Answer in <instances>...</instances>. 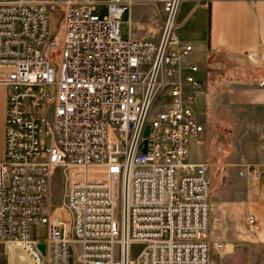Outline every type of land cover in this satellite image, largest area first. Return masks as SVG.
Masks as SVG:
<instances>
[{"label":"built area","instance_id":"obj_1","mask_svg":"<svg viewBox=\"0 0 264 264\" xmlns=\"http://www.w3.org/2000/svg\"><path fill=\"white\" fill-rule=\"evenodd\" d=\"M140 1L0 0L6 264H211L212 250L225 249L206 238L208 165L190 158L204 130V80L192 44L173 31L183 0H158L159 37H123L120 16ZM34 224L47 227L44 240ZM132 243L142 246L134 257Z\"/></svg>","mask_w":264,"mask_h":264},{"label":"crops","instance_id":"obj_2","mask_svg":"<svg viewBox=\"0 0 264 264\" xmlns=\"http://www.w3.org/2000/svg\"><path fill=\"white\" fill-rule=\"evenodd\" d=\"M176 30L178 38L192 44L190 59L204 80L196 98L204 130L200 141L192 143L190 158L208 162L198 148L204 138L228 137L232 143L227 167L225 162L206 163L222 172L220 179L208 173L213 189L206 238L232 250L214 262L264 264V0H211L208 5L183 0ZM6 96V87L0 85V159Z\"/></svg>","mask_w":264,"mask_h":264},{"label":"rangeland","instance_id":"obj_3","mask_svg":"<svg viewBox=\"0 0 264 264\" xmlns=\"http://www.w3.org/2000/svg\"><path fill=\"white\" fill-rule=\"evenodd\" d=\"M101 2L105 0H100ZM106 5H101V14L105 13ZM56 18V14L52 13L50 15V24L53 26L54 20ZM164 14L161 11V5L158 0H143L140 2H135L131 6L130 13L124 12L120 16V32L123 37H126L130 30L134 36H144V37H153L157 38L161 34L162 22H163ZM128 20H130V24H128ZM186 27V26H185ZM184 27V32L185 28ZM176 34H179L180 31H174ZM181 38V37H179ZM183 39V38H181ZM199 64V63H198ZM200 65V64H199ZM201 66V65H200ZM205 140L202 143L198 144V148L200 150V155L208 159L200 160L209 163L210 160H214L218 163L225 162L227 167V163H229L227 155L229 152L230 139L228 137L222 136H212L209 138H204ZM222 148V149H221ZM221 150L222 155L217 156L218 152ZM225 158V159H224ZM211 171L213 173V177L216 179H220L221 175V167H217L216 165L212 168L208 169V173ZM211 185V184H210ZM50 186V200L52 207L57 208L60 203L62 191H63V182L61 171L56 169L49 181ZM218 186V185H217ZM210 191H212L213 187L210 186ZM215 188V187H214ZM64 220L68 221L67 215L64 213ZM32 237L39 240H44L47 235V227L41 224H34L31 228ZM141 245L138 243H132L129 247V254L131 257H134L139 250L141 249ZM211 252V264H217L214 262L215 259H223L227 256L232 250L229 249H214ZM0 264H6V254L4 245L1 243L0 246ZM219 264H221L219 262Z\"/></svg>","mask_w":264,"mask_h":264},{"label":"water","instance_id":"obj_4","mask_svg":"<svg viewBox=\"0 0 264 264\" xmlns=\"http://www.w3.org/2000/svg\"><path fill=\"white\" fill-rule=\"evenodd\" d=\"M148 132H149V127H148V125H145L144 131H143V135L147 136ZM145 149H146V139H144V141L141 144V151L145 152ZM38 247L40 249H44V244L43 243H39Z\"/></svg>","mask_w":264,"mask_h":264}]
</instances>
